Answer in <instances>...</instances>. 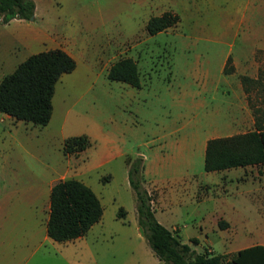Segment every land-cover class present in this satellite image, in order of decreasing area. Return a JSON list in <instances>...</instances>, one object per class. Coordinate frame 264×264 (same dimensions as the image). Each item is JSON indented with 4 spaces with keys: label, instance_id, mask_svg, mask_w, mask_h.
Listing matches in <instances>:
<instances>
[{
    "label": "rangeland",
    "instance_id": "obj_1",
    "mask_svg": "<svg viewBox=\"0 0 264 264\" xmlns=\"http://www.w3.org/2000/svg\"><path fill=\"white\" fill-rule=\"evenodd\" d=\"M36 1L34 20L0 24V79L29 55L10 39L12 28L33 33L57 22L70 40L86 43L87 49L75 55L77 67L56 82L46 125L15 123L0 111V264H163L140 232L128 182L125 160L143 158L141 154L160 195L177 194L173 205L156 207L158 191L146 184L155 198L156 219L169 229L177 226L185 243L197 236L199 244L211 241L215 254L221 253L222 233L207 223L228 198L226 175L204 170V148L209 138L253 128L247 114L236 108L241 75L227 79L220 69L224 63L232 66L227 54L253 44L248 39L264 40V10L252 11L260 0ZM166 10L178 14L179 22L149 34L147 20ZM256 56L261 61L258 80L264 84V50ZM124 57L136 61L139 87L107 77L109 66ZM260 95L254 86L244 99L253 120V109L264 116ZM79 134L88 135L90 145L63 154V140ZM6 160L17 167L23 183L8 184L13 174L5 168ZM43 175L85 179L103 201L101 219L79 239H44L42 199L30 200L29 191L22 192L33 187L28 179ZM251 179L246 172L244 182L226 184L256 198ZM205 192L208 200H198ZM119 207L125 210L123 217L117 215Z\"/></svg>",
    "mask_w": 264,
    "mask_h": 264
},
{
    "label": "trees",
    "instance_id": "obj_2",
    "mask_svg": "<svg viewBox=\"0 0 264 264\" xmlns=\"http://www.w3.org/2000/svg\"><path fill=\"white\" fill-rule=\"evenodd\" d=\"M34 7L33 0H0V24L13 18L29 20ZM178 22V14L166 10L151 16L146 22V29L149 34H155ZM227 60L231 59L228 57ZM75 66L74 58L60 48L29 55L0 79V111L15 120L46 125L51 117L55 84L61 75L70 73ZM232 70V66H224L225 72ZM107 77L139 87L137 64L131 57L112 63ZM240 80L247 93L250 87L256 86L264 102V84L258 78L243 75ZM253 113L255 118L251 130L206 140L205 171L264 164V116L258 117L254 109ZM90 143L86 134L66 137L63 140V154L83 151ZM125 163L129 186L135 198L137 224L142 228L151 251L163 264H264V245L240 249L229 258L222 254L192 250L174 231L156 219L152 208L154 195L144 186L143 158L128 159ZM102 214L101 202L89 186L75 178L59 179L49 192L46 234L57 242L72 241L83 236L101 219ZM124 214L123 207H119L117 215L123 217ZM191 241L196 242V239L192 238Z\"/></svg>",
    "mask_w": 264,
    "mask_h": 264
},
{
    "label": "crops",
    "instance_id": "obj_3",
    "mask_svg": "<svg viewBox=\"0 0 264 264\" xmlns=\"http://www.w3.org/2000/svg\"><path fill=\"white\" fill-rule=\"evenodd\" d=\"M33 1L35 4L34 15H33V20H34V18L36 17L35 11L37 9V1L36 0H33ZM252 8H253L252 11H254V13H257V14L260 13L261 10H264V0H260L259 4L258 5L254 4ZM245 9H246V6H244L243 12L240 17L242 21H244L246 17L244 16ZM15 21L17 23H20L23 21V19L13 18L9 20L7 23H5L4 25L9 26L12 22H15ZM58 25L59 24L57 22H51L50 24H46V25L44 24V26H40L41 28L38 29L39 31H35L33 33H30V32L27 33L25 31L26 29H22V28L20 29L19 27H16L14 29L12 28L9 33L10 39L13 41L14 44L17 45V47L23 50H27L29 52V55L37 53L39 51H43V50L60 48L66 51L75 60V55L84 53L87 49V45L84 42L77 43L76 41L70 40L68 36L65 35V32H63V29L57 28ZM247 37L248 36L245 35L243 40H247ZM247 41L249 42L253 41V44L252 43L250 45L247 44L246 48H244V46H240L233 55L227 54L226 60L228 57H230L233 70L228 71L226 73L224 71L225 63L220 69V73L226 75L227 79L233 76H236V75H241V76L246 75L252 79L258 78V73H259L258 67L261 64V61L259 60V57L256 56V54L258 51L264 50V40L262 37L260 39H255V40L248 39ZM257 42H259V44ZM0 48H2L1 45H0ZM76 67H77V64L75 68ZM237 89H238V92H236V98L238 99L237 100L238 104L236 108L239 109L241 113L244 112V114H247L246 120H249V123L253 124L254 120L251 117L248 118V111L244 107L245 106L244 99L246 98L248 93L243 91V85L241 81L238 82ZM4 117L14 120L15 123L19 121V120L13 119L12 117H10L9 115L5 113H4ZM237 120L240 121L242 119L239 118ZM236 126L238 127V125ZM141 155L145 162L147 160V157L144 154H141ZM157 159L158 160L162 159V157L157 155ZM7 163H9V161L7 162L6 160L5 168H9V172L13 174L12 177H9L7 179L8 184H12L15 186L18 183L19 184L23 183L24 180L20 178L17 174V167L14 166L13 168H11L13 164H7ZM67 163L71 164V162H67ZM261 166H264V164H253V165H246V166L231 167V168H226V169H222L219 171H207V172H218V173L220 172L223 174V177L226 175L223 179V183L225 185L224 190L228 198L227 199L225 198L222 200L220 209L216 210V212L210 217L211 219L208 220V223H207L210 225L212 230H215V231L218 230L222 233V242L225 243L224 245L225 249H223V251L218 254L226 255L229 258L230 256L234 255L240 249L253 246V245H264V222H262L263 221L262 217H264V168H261ZM65 168L66 167L64 166L63 172L65 171ZM232 171H237V172L234 173ZM246 172L249 173L250 178H252L251 180H253V184L255 185L257 189L256 191L258 192V194L255 196L256 198H252L248 196V194H246L245 192L244 194L243 192H238V193L234 192L236 191V189L233 190L231 188V190H229L230 187H227L226 183H230V182L233 183L234 180L237 183L244 182L242 181V179L246 177ZM150 173L151 172L148 171L146 163H144L143 174L145 176L144 177L145 187H148L146 186V184H148L150 185L152 189L158 191V195L155 200L156 207L163 208V205L161 203H164L165 205L167 204L173 205L175 201L177 202L178 201V199H176L177 194L175 193L174 194L168 193L163 196L160 195V192H159L160 187H157L156 184H154L152 180H149V178L151 177V175H149ZM42 177L43 178H39V179L32 178V177H31L32 179H28V181H32L33 187L30 186L28 190H22V192L29 191L28 197L30 198V200H32L31 197L34 199L40 197L42 199V202H43L42 204H43V209H44V215H43L42 222H43V229L45 232L46 231V220H47V215H48V207H49V192H50V189L53 183L56 182L58 178H54L52 176L48 177L44 175ZM75 179L80 180L81 182L89 186L94 191V193L97 195L93 186L89 182H87L85 179H81V178H75ZM33 183L36 185L34 186ZM164 184L166 186V183ZM208 185L209 184H207V186ZM163 193H164V189H163ZM97 197L99 198L101 205H102L103 201L100 199L98 195ZM208 198H209V193L205 192L201 197H198V200L206 201L208 200ZM153 205H154V201L152 202V208H153ZM156 207L153 208L154 215L156 213ZM173 209L174 208H171L170 210H173ZM174 211H176V209ZM253 216L254 217L258 216L259 219H253ZM198 228L201 231L202 224H199ZM170 230L174 231L179 236V234L177 233L179 231V228L177 226L176 227L171 226ZM252 233H254V235H252ZM47 237L48 236L46 234V236H44V239L47 240ZM79 238L80 237L76 239H79ZM192 238H195L196 242H192L191 241ZM199 240L200 238L197 236L188 237L187 244L195 252H197L195 247H198V248H201L200 252L207 251V252L215 254V251L212 248L211 241L205 240L207 244L206 246H203L199 244ZM67 242H70V241H67ZM67 242H63V243H67Z\"/></svg>",
    "mask_w": 264,
    "mask_h": 264
},
{
    "label": "water",
    "instance_id": "obj_4",
    "mask_svg": "<svg viewBox=\"0 0 264 264\" xmlns=\"http://www.w3.org/2000/svg\"><path fill=\"white\" fill-rule=\"evenodd\" d=\"M32 19H33V16L30 17V20ZM139 229H140L141 234H143L142 228L140 227Z\"/></svg>",
    "mask_w": 264,
    "mask_h": 264
},
{
    "label": "built area",
    "instance_id": "obj_5",
    "mask_svg": "<svg viewBox=\"0 0 264 264\" xmlns=\"http://www.w3.org/2000/svg\"><path fill=\"white\" fill-rule=\"evenodd\" d=\"M0 121H1V118H0Z\"/></svg>",
    "mask_w": 264,
    "mask_h": 264
}]
</instances>
